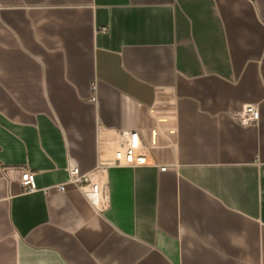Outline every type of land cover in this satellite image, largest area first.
Listing matches in <instances>:
<instances>
[{
  "label": "crops",
  "instance_id": "obj_1",
  "mask_svg": "<svg viewBox=\"0 0 264 264\" xmlns=\"http://www.w3.org/2000/svg\"><path fill=\"white\" fill-rule=\"evenodd\" d=\"M0 264H264V0H0Z\"/></svg>",
  "mask_w": 264,
  "mask_h": 264
},
{
  "label": "built area",
  "instance_id": "obj_2",
  "mask_svg": "<svg viewBox=\"0 0 264 264\" xmlns=\"http://www.w3.org/2000/svg\"><path fill=\"white\" fill-rule=\"evenodd\" d=\"M245 110V113L248 115V120H245V123H255L258 121L259 114L255 108L249 106ZM113 150L115 163L118 166L137 167L145 166L149 163V152L142 144L140 135L137 131L130 132L128 141L121 146L113 147ZM69 174V183L80 187L88 198L98 193V185L92 184L91 178L88 175L80 174L76 166H70ZM20 184L23 191L26 193L36 191V173L29 169H21ZM88 186H91V189H88ZM60 190L64 191L65 187L61 186Z\"/></svg>",
  "mask_w": 264,
  "mask_h": 264
}]
</instances>
